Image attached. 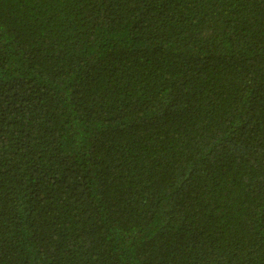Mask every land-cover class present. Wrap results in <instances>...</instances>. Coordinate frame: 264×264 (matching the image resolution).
I'll use <instances>...</instances> for the list:
<instances>
[{
    "label": "trees",
    "instance_id": "16d2710c",
    "mask_svg": "<svg viewBox=\"0 0 264 264\" xmlns=\"http://www.w3.org/2000/svg\"><path fill=\"white\" fill-rule=\"evenodd\" d=\"M0 264H264V0H0Z\"/></svg>",
    "mask_w": 264,
    "mask_h": 264
}]
</instances>
